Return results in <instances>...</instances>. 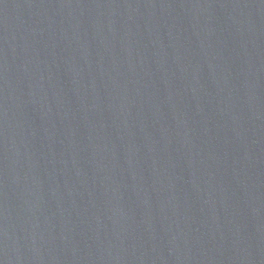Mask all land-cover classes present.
I'll use <instances>...</instances> for the list:
<instances>
[{
	"label": "water",
	"instance_id": "95a60500",
	"mask_svg": "<svg viewBox=\"0 0 264 264\" xmlns=\"http://www.w3.org/2000/svg\"><path fill=\"white\" fill-rule=\"evenodd\" d=\"M0 264H264V0H0Z\"/></svg>",
	"mask_w": 264,
	"mask_h": 264
}]
</instances>
